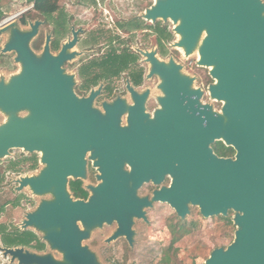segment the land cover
I'll return each mask as SVG.
<instances>
[{
    "label": "flooded vegetation",
    "instance_id": "obj_1",
    "mask_svg": "<svg viewBox=\"0 0 264 264\" xmlns=\"http://www.w3.org/2000/svg\"><path fill=\"white\" fill-rule=\"evenodd\" d=\"M155 1L48 0L40 45L50 35L63 73L54 106L45 99L43 122L57 135L46 130L43 152L13 147L0 158V193L7 187L12 194L0 200V261L19 264L6 249L62 260L78 243L100 264H145L156 249L158 264H171L178 242L202 230L203 219L225 218L204 217L191 203L180 216L173 203L178 191L192 189L191 170L202 164L209 109L218 118L209 145L220 159L222 182L226 171L234 175L242 140L264 112V57L222 50L214 78L207 61L199 65L196 53L185 58L175 47L176 25L150 11ZM31 9L33 2L15 18L23 24L25 16L23 25L36 19L27 16ZM153 61L180 65L193 87L162 89ZM41 172L43 189L66 174L70 197L84 207L21 185Z\"/></svg>",
    "mask_w": 264,
    "mask_h": 264
},
{
    "label": "water",
    "instance_id": "obj_2",
    "mask_svg": "<svg viewBox=\"0 0 264 264\" xmlns=\"http://www.w3.org/2000/svg\"><path fill=\"white\" fill-rule=\"evenodd\" d=\"M220 9H224V14ZM150 11L163 20L174 22L178 35L175 47L185 56L196 53L199 65L208 62L216 79L217 59L222 50L225 56L264 57L262 0H156ZM41 24L38 19L28 20L27 27L21 28L12 16L0 22V35L6 34L0 53H13V61L18 65L16 71L0 77V113L5 116L0 123V158L9 154L13 147L43 152L46 130L50 138L57 135L52 124L45 127L43 110L46 98L52 108L59 96L63 57L50 51V35L46 36L40 51L32 47ZM231 49L235 52L231 53ZM180 68L173 61H153V72L160 76L162 89L193 87V78L183 74ZM216 89L217 83L210 86L213 95H216ZM26 110L28 115L18 116V112ZM259 116L256 125L248 128L245 141L242 140L234 175L226 171L222 182L220 159L209 145L218 136V118L212 109L208 111L209 126L207 139L202 144V164L197 162V170H191L187 185L192 189L178 191L173 205L180 216L188 211V203L197 206L204 217H226L232 211L235 230L226 247L214 248L199 264H264V112ZM50 146L52 149L55 146L52 140ZM197 152L201 153V150ZM42 175L41 172L22 178L20 183H29L36 195L50 192L54 200L84 207L83 201H73L70 197L66 174L60 175L59 180L50 178L48 189H43L46 182ZM74 249L71 254L66 251L62 260L23 253L21 249H6L4 255L10 254L12 260L17 257L19 264H100L86 247L77 243Z\"/></svg>",
    "mask_w": 264,
    "mask_h": 264
},
{
    "label": "rangeland",
    "instance_id": "obj_3",
    "mask_svg": "<svg viewBox=\"0 0 264 264\" xmlns=\"http://www.w3.org/2000/svg\"><path fill=\"white\" fill-rule=\"evenodd\" d=\"M0 6L3 12L2 20L12 16L15 17L17 13L25 9L32 7V2L29 0H0ZM34 11L31 9L29 12L32 15ZM20 16L16 17V23L21 28H26L27 24H21L18 19ZM36 19L41 20V17ZM43 29L40 26L38 36L32 41V47L40 51L42 45L40 39L42 37ZM6 40V34L0 35V47ZM180 50V49H179ZM1 54V53H0ZM7 62V65H0V77L7 76L10 73L18 69V65L13 61V53L1 54ZM191 56H194L192 54ZM190 56H185V58ZM1 118V117H0ZM6 186V185H5ZM7 187L1 189L0 200L8 199L12 194L6 190ZM233 212L229 213L225 218H207L203 219L202 230L199 228L193 233L191 239L185 241L181 240L178 242V247L176 248L175 255L171 264H199L204 261L210 251L216 246H227L233 239V234L235 226L232 223ZM207 226V227H206ZM205 228V230L203 229ZM159 249H156L153 253L145 255V264H158L160 262ZM163 254V253H162ZM0 264H8L6 260L2 259Z\"/></svg>",
    "mask_w": 264,
    "mask_h": 264
},
{
    "label": "trees",
    "instance_id": "obj_4",
    "mask_svg": "<svg viewBox=\"0 0 264 264\" xmlns=\"http://www.w3.org/2000/svg\"><path fill=\"white\" fill-rule=\"evenodd\" d=\"M29 1L33 2L34 13L32 15L27 14V16L29 18H32V19L37 18V17H41L43 12L47 9L46 6L49 4L48 0H29ZM49 8H51V7H49ZM2 16H3V12H2V9L0 6V20L2 19ZM20 20L23 24L26 23L25 16H23ZM1 64L7 65V62L4 59V56L0 54V65Z\"/></svg>",
    "mask_w": 264,
    "mask_h": 264
}]
</instances>
